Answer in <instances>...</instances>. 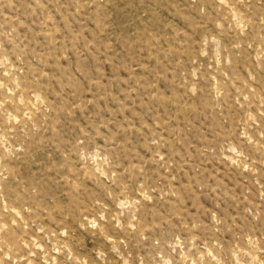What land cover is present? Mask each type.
I'll return each mask as SVG.
<instances>
[{
	"label": "rangeland",
	"instance_id": "obj_1",
	"mask_svg": "<svg viewBox=\"0 0 264 264\" xmlns=\"http://www.w3.org/2000/svg\"><path fill=\"white\" fill-rule=\"evenodd\" d=\"M0 264H264V0H0Z\"/></svg>",
	"mask_w": 264,
	"mask_h": 264
}]
</instances>
